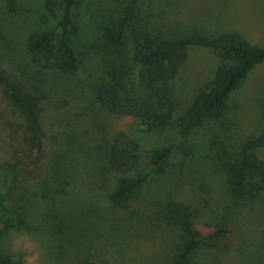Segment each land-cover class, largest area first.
Instances as JSON below:
<instances>
[{
  "label": "trees",
  "instance_id": "16d2710c",
  "mask_svg": "<svg viewBox=\"0 0 264 264\" xmlns=\"http://www.w3.org/2000/svg\"><path fill=\"white\" fill-rule=\"evenodd\" d=\"M140 1L132 0L101 30L121 58L118 63L100 66L107 75L93 86V103L102 112L137 119L145 132L162 134L176 121L174 81L190 50L208 49L217 67L178 117L185 136L219 118L232 93L264 63V44L253 45L235 32L209 36L161 25L137 31L133 20ZM105 3L43 0L40 7L55 26L41 29L22 0H0V127L2 120L5 126L0 128V233L36 238L47 252L46 264H101L100 235L105 224L101 226V218L100 223L88 220L101 212L92 203L93 195L97 189L107 188L106 202L126 204L149 181H155L156 170L172 153V147H163L143 156L140 144L124 132L110 140L104 137L102 147L67 138V149L60 153L50 150L44 123L47 96L64 98L80 88L76 78L86 68L80 42L85 41V47L89 43L96 23L106 16ZM262 109L264 116V93ZM263 146L264 130L240 142L227 164L226 182L236 202L251 203L264 197V160L257 152ZM91 160L98 167L95 180L86 176L85 164ZM13 184L18 190L14 191ZM76 186L88 199L87 208L67 212L65 201ZM157 206L145 219L153 226L175 230L181 237L170 264H200L201 245L219 244L227 237L223 224L199 231L196 210L187 205L169 202ZM83 220L89 221L88 226ZM84 248L87 253L82 257L80 249ZM0 264L21 263L0 252Z\"/></svg>",
  "mask_w": 264,
  "mask_h": 264
},
{
  "label": "rangeland",
  "instance_id": "374dc122",
  "mask_svg": "<svg viewBox=\"0 0 264 264\" xmlns=\"http://www.w3.org/2000/svg\"><path fill=\"white\" fill-rule=\"evenodd\" d=\"M22 1L31 10L29 14L37 27L55 26V21L40 7L43 0ZM93 1L97 4L102 0ZM103 1H106L103 6L108 7L105 18L96 23L86 47L85 41L80 42L86 58V68L76 78L80 88L64 98L47 96L44 123L49 132L50 150L60 153L67 149V138H80L91 147H102L104 137L110 140L116 133L124 132L140 144L143 156L163 147H172V153L156 170L155 181H149L142 193L126 204L110 205L105 199L109 189H97L92 203L101 212L88 220L100 223L101 218V226L105 224L98 261L170 264L181 238L179 232L153 226L145 218L157 211L158 203L175 202L197 211L195 223L199 231L214 223L228 229L227 237L219 244L201 245L197 256L200 264H264V197L251 203L236 202L226 182L227 164L232 161L238 144L264 130V63L255 67L243 85L232 93L219 118L183 136L178 117L217 67L210 50L191 49L187 63L174 81L178 102L176 121L162 134L145 132L137 119L102 112L93 103L92 88L107 75V70H101L100 66L110 61L118 63L121 58L104 40L101 30L132 0ZM138 3L133 20L137 31L161 25L209 36L235 32L253 45L264 44V0H141ZM1 124L0 128L4 129L3 120ZM257 152L264 160V146ZM85 168L89 180H95L98 167L93 161L85 164ZM13 185L14 191L18 190ZM83 193L81 188H73L68 202L65 201L67 212L87 206L88 199ZM88 222L83 220L82 224ZM80 251L82 257L87 253L85 248ZM0 252L12 255L21 264H46L48 258L36 238L18 232L0 233Z\"/></svg>",
  "mask_w": 264,
  "mask_h": 264
}]
</instances>
